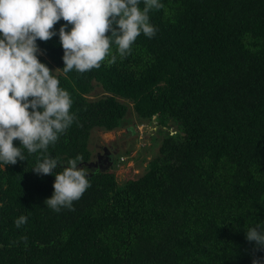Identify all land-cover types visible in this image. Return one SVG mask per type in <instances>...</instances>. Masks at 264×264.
Here are the masks:
<instances>
[{"label":"trees","instance_id":"16d2710c","mask_svg":"<svg viewBox=\"0 0 264 264\" xmlns=\"http://www.w3.org/2000/svg\"><path fill=\"white\" fill-rule=\"evenodd\" d=\"M163 3L149 14L155 35L141 33L130 55L57 70L74 120L47 150L0 164V264H264L245 237L264 227V0ZM37 43L41 61L63 68L58 35ZM131 103L137 124L154 120L159 149L119 183L115 157L93 165L89 140L125 125ZM43 154L58 158L54 174L82 158L90 186L73 208L44 203L55 176L32 170Z\"/></svg>","mask_w":264,"mask_h":264},{"label":"clouds","instance_id":"9594fccd","mask_svg":"<svg viewBox=\"0 0 264 264\" xmlns=\"http://www.w3.org/2000/svg\"><path fill=\"white\" fill-rule=\"evenodd\" d=\"M142 2L141 8V0H0V164L27 160L22 147L29 154L47 150L72 124V99L60 86L58 69L83 73L100 67L102 61L111 65L118 56L131 54L141 33L149 38L155 35L157 28L149 14L165 5L163 0ZM61 19L67 23L54 29ZM56 35L64 50V66L53 71L39 59L43 50L37 41ZM142 123L147 127V122L138 126ZM82 161L80 156L69 159L54 174L57 157L43 154L37 159L32 167L36 174L55 176L54 191L44 201L47 207L57 212L71 209L90 186L88 172L78 166ZM26 219L20 215L14 223L19 227ZM245 237L264 249L260 222L245 229ZM252 264L261 261L253 259Z\"/></svg>","mask_w":264,"mask_h":264},{"label":"rangeland","instance_id":"374dc122","mask_svg":"<svg viewBox=\"0 0 264 264\" xmlns=\"http://www.w3.org/2000/svg\"><path fill=\"white\" fill-rule=\"evenodd\" d=\"M100 91L101 87L97 86L94 92L101 94ZM96 96L93 95V97ZM137 125L131 103L125 125L113 130L94 128L91 132L89 140V147L92 150L91 162L93 165H103L106 164V160L101 162L100 156L98 158L97 155L101 153L104 157L113 155L117 160L115 166L113 165V168L112 165L104 166V168H112L119 183L141 175L146 169L148 161L157 154L159 149V143L154 137L158 135L154 120L147 127L142 124ZM137 127L138 131L136 132ZM128 149L130 152H126ZM120 155L123 157L120 158Z\"/></svg>","mask_w":264,"mask_h":264},{"label":"flooded vegetation","instance_id":"af4514ba","mask_svg":"<svg viewBox=\"0 0 264 264\" xmlns=\"http://www.w3.org/2000/svg\"><path fill=\"white\" fill-rule=\"evenodd\" d=\"M99 156H100V158H101V162H102L104 159L106 160V163H107V162H110V161L112 160V159H111V156H106V157H104L102 153L97 155L98 158H99Z\"/></svg>","mask_w":264,"mask_h":264},{"label":"built area","instance_id":"2783aa9c","mask_svg":"<svg viewBox=\"0 0 264 264\" xmlns=\"http://www.w3.org/2000/svg\"><path fill=\"white\" fill-rule=\"evenodd\" d=\"M142 125H143V126H145V124H144V123H142Z\"/></svg>","mask_w":264,"mask_h":264}]
</instances>
